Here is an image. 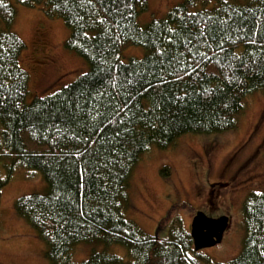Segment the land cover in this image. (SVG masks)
<instances>
[{
    "label": "trees",
    "instance_id": "16d2710c",
    "mask_svg": "<svg viewBox=\"0 0 264 264\" xmlns=\"http://www.w3.org/2000/svg\"><path fill=\"white\" fill-rule=\"evenodd\" d=\"M16 1L63 20L66 48L88 64L72 84L29 102L17 11L0 0V194L17 170L41 174L48 192L14 209L51 264H76L80 245L92 247L80 264H213L192 257L181 219L165 240L127 219L131 180L153 149L238 128L246 100L264 92V0H186L144 29L149 0ZM129 46L146 55L124 62ZM242 215L243 248L226 264H264V192L245 200Z\"/></svg>",
    "mask_w": 264,
    "mask_h": 264
},
{
    "label": "rangeland",
    "instance_id": "374dc122",
    "mask_svg": "<svg viewBox=\"0 0 264 264\" xmlns=\"http://www.w3.org/2000/svg\"><path fill=\"white\" fill-rule=\"evenodd\" d=\"M186 0H149V9L139 19L141 28L160 20ZM14 32L25 43L21 68L30 75L31 95L44 98L72 84L88 71V64L66 48L70 32L60 19H49L40 8H26L16 0ZM142 48L127 47L122 59H142ZM165 169L168 177L162 175ZM4 173V172H3ZM5 175V173H4ZM48 187L36 172L17 170L0 194V264H51L48 246L15 212L17 200L43 195ZM264 192V92L246 100L238 128L219 136H187L171 149L151 150L136 166L131 180L127 219L148 236L165 240L174 219H181L190 233L197 212L209 218L228 216L230 228L216 248L192 254L213 264H226L243 248L242 207L251 195ZM112 254L122 258L124 249ZM92 247L80 245L74 263L87 261ZM205 263V262H204Z\"/></svg>",
    "mask_w": 264,
    "mask_h": 264
},
{
    "label": "water",
    "instance_id": "95a60500",
    "mask_svg": "<svg viewBox=\"0 0 264 264\" xmlns=\"http://www.w3.org/2000/svg\"><path fill=\"white\" fill-rule=\"evenodd\" d=\"M230 222L228 216L213 219L203 212H198L193 219L190 233L194 251L199 253L221 245L226 232L230 228Z\"/></svg>",
    "mask_w": 264,
    "mask_h": 264
}]
</instances>
